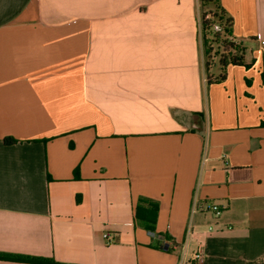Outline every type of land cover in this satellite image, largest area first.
Instances as JSON below:
<instances>
[{
  "label": "crops",
  "instance_id": "1",
  "mask_svg": "<svg viewBox=\"0 0 264 264\" xmlns=\"http://www.w3.org/2000/svg\"><path fill=\"white\" fill-rule=\"evenodd\" d=\"M218 1L210 84L201 0H0V264L264 261V0Z\"/></svg>",
  "mask_w": 264,
  "mask_h": 264
},
{
  "label": "trees",
  "instance_id": "2",
  "mask_svg": "<svg viewBox=\"0 0 264 264\" xmlns=\"http://www.w3.org/2000/svg\"><path fill=\"white\" fill-rule=\"evenodd\" d=\"M232 19L229 18L223 8L219 5L218 0H201L200 24L203 35V42L206 55V73L208 83H220L225 80V68L229 65H243V48L231 40L232 38ZM215 25H220L221 31L214 29ZM218 50L216 51V48ZM219 57V65L223 73L213 79L210 75L212 66L216 64L215 57ZM6 143L13 144L14 140H6ZM14 261L28 262L33 264H60L53 259L41 257H24L16 256ZM13 261V260H12ZM264 264L261 262H252L249 264Z\"/></svg>",
  "mask_w": 264,
  "mask_h": 264
},
{
  "label": "built area",
  "instance_id": "3",
  "mask_svg": "<svg viewBox=\"0 0 264 264\" xmlns=\"http://www.w3.org/2000/svg\"><path fill=\"white\" fill-rule=\"evenodd\" d=\"M200 25H201V24H200ZM214 29H215L216 31H221V30H222L221 27H220V25H215ZM231 40H232L233 42H235V40H234L233 37L231 38ZM213 211H214L217 215H219V214L221 213L219 207H217V206H214V207H213ZM204 262H205V256L203 255V253L199 252V253L195 254V255L193 256V258H192L188 263H185V262L182 261V262H180L179 264H204Z\"/></svg>",
  "mask_w": 264,
  "mask_h": 264
},
{
  "label": "rangeland",
  "instance_id": "4",
  "mask_svg": "<svg viewBox=\"0 0 264 264\" xmlns=\"http://www.w3.org/2000/svg\"><path fill=\"white\" fill-rule=\"evenodd\" d=\"M215 48H216V51H217L218 47H215ZM214 57H215L214 60H215L216 64L214 66H212L210 71L212 73H218L220 71V68H221L220 65H219V57H220V55L215 56V54H214Z\"/></svg>",
  "mask_w": 264,
  "mask_h": 264
}]
</instances>
